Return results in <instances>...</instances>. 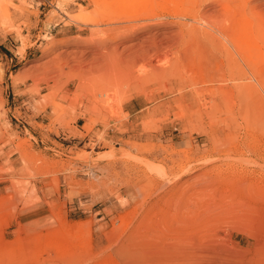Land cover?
I'll use <instances>...</instances> for the list:
<instances>
[{
  "label": "rangeland",
  "instance_id": "374dc122",
  "mask_svg": "<svg viewBox=\"0 0 264 264\" xmlns=\"http://www.w3.org/2000/svg\"><path fill=\"white\" fill-rule=\"evenodd\" d=\"M0 264H264V0H0Z\"/></svg>",
  "mask_w": 264,
  "mask_h": 264
},
{
  "label": "bare ground",
  "instance_id": "6f19581e",
  "mask_svg": "<svg viewBox=\"0 0 264 264\" xmlns=\"http://www.w3.org/2000/svg\"><path fill=\"white\" fill-rule=\"evenodd\" d=\"M139 45H140V44H139ZM107 54H108V53H107ZM172 63H173V64H172ZM174 63H178V61L176 60V61H173V62H171V64H172V66H171V67H174V66H175V64H174ZM177 65H178V64H177ZM177 65H176V66H177ZM174 68H176V67H174ZM153 69H154V68H153ZM161 69H162V68H161ZM161 69H160V70H161ZM155 70H156V69H155Z\"/></svg>",
  "mask_w": 264,
  "mask_h": 264
}]
</instances>
